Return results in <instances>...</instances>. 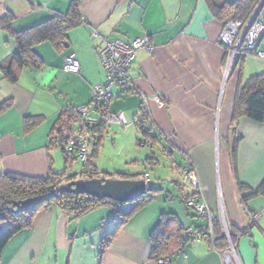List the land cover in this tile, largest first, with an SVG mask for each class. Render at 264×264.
<instances>
[{
    "label": "crops",
    "instance_id": "crops-1",
    "mask_svg": "<svg viewBox=\"0 0 264 264\" xmlns=\"http://www.w3.org/2000/svg\"><path fill=\"white\" fill-rule=\"evenodd\" d=\"M73 3L81 21L66 30L63 42L34 43L37 64L22 67L15 81L0 75V173L44 177L62 171L53 167L57 151L49 143L50 132L61 110L87 104L92 87L104 81L101 36L124 41L147 36L152 50H137L129 83L112 92L109 111L133 122L144 94L151 125L145 126L149 134L138 129L153 141H164L168 158L174 151L182 157V165H171L179 178L180 167L191 165L214 215L221 206L235 232L247 228L236 240L241 264H264V192H252L264 178V123L245 116L232 119L239 84L263 72L264 60L246 56L224 77L218 35L230 9L217 16L207 0H0V62L16 51L17 31L56 13L66 15ZM261 18L264 22V9ZM259 46L264 48V34ZM67 56L78 60V73L63 69ZM26 117L35 121L28 129ZM106 128L98 135L96 150ZM150 153L146 159L155 158ZM142 173L148 186L160 187L159 194L116 229L104 250L101 243L115 224L110 204L79 216L52 204L10 237L0 251V264H157L151 236L162 213L176 217L183 228L207 221L185 208L181 197L191 191L184 193L178 180L171 182L181 204L174 202V193L166 194L168 189L152 182L148 172ZM170 176L174 178L172 172ZM250 214L257 215L253 222ZM7 224L0 213V231ZM226 244L223 238L213 245L198 236L159 257L169 256L170 264H222Z\"/></svg>",
    "mask_w": 264,
    "mask_h": 264
},
{
    "label": "trees",
    "instance_id": "trees-1",
    "mask_svg": "<svg viewBox=\"0 0 264 264\" xmlns=\"http://www.w3.org/2000/svg\"><path fill=\"white\" fill-rule=\"evenodd\" d=\"M207 1L211 10L217 16H221L220 14L223 13V9L229 8L230 10H228L230 15L226 20H231L244 18L251 11L257 0H235L234 2L227 4L218 3L216 0ZM80 21V11L78 5L77 3H73L70 5L69 11L66 15L56 13L53 18L48 21L39 23L26 30L17 31L15 33L17 49L0 62V75L3 74V76L8 78L10 81L17 80L22 67L28 64H37L39 61L38 56L33 50L34 43L49 39L54 44L59 45L63 42L66 30L70 26L78 24ZM108 103L109 100L105 111H109ZM71 108L72 106L60 111L50 132L49 143L54 146H59L62 151L64 159V169L62 171H51L44 177H29L12 172L0 173V213L3 215L4 220L8 222L7 226L0 231V251L15 232L30 226L33 215L41 208L56 204L67 212L72 213L74 216H79L99 204L108 203L112 206L115 224L114 229L103 239L101 243V249L104 250L110 242L116 229L122 225L137 209L152 200L156 193L160 191V187L151 185L150 189L146 193L127 202H115L110 199H98L88 194L74 195L67 191H60L53 194L46 201L38 204L34 209L27 210L23 208L20 211H16L14 202L36 195L46 194L50 190L59 187L62 183L69 180L93 177L119 179L142 178L144 173L117 172L112 175L110 172L103 171L100 174L93 158L97 153V150L95 149L97 138L98 140L101 138L98 135L101 133V130H103L102 128L106 127L107 123L100 122L93 125L83 123V125L80 123L77 116L71 114L69 111ZM64 116L68 117V121L66 122L67 125L75 126L76 128H86L93 135V148L90 157H88L86 162L80 161L78 156L73 152L68 153L63 150L62 145L55 142L53 139L54 129L60 125L61 119ZM241 116L264 123V71L250 76L245 82L239 84L236 90L232 119L237 121ZM135 117H137V119L134 123L139 125L143 132L149 134V129H145L146 125L147 127L151 125L149 122V113L146 110V107L141 106ZM34 123L35 121L32 122L27 117L24 120L26 129L30 128ZM96 131L98 132L97 135L95 134ZM151 142H153V140H151ZM235 146L236 142L233 146V152H235ZM150 158L154 159V157ZM74 160H79L81 162V170L79 172L68 174V164L72 163ZM188 166L191 167L189 164ZM252 192H264V178L257 188H253ZM181 199L184 204L186 197L182 196ZM249 226H251V224ZM184 229L185 228L179 224V220L176 217L170 215L169 213H162L157 229L152 232L151 236L154 246V250L152 252L153 257L158 259L159 256L170 253L173 249H176L184 244V242L198 236L207 237L209 241L213 242V245H215L217 240L220 238L225 240V238L221 235L219 223L216 220L213 222L214 238H210L207 231L201 229L198 230L196 236L188 237L187 235H184V233L186 234ZM232 231L235 232L233 228ZM246 231L247 228L242 233H246ZM216 232H220L219 235Z\"/></svg>",
    "mask_w": 264,
    "mask_h": 264
},
{
    "label": "built area",
    "instance_id": "built-area-1",
    "mask_svg": "<svg viewBox=\"0 0 264 264\" xmlns=\"http://www.w3.org/2000/svg\"><path fill=\"white\" fill-rule=\"evenodd\" d=\"M264 9V0H257L251 11L244 18L226 20L223 22L218 35V43L224 52V77L239 66L241 60L246 56L264 59V48L259 46L264 34V22L261 18ZM146 48L152 50V45L147 36L137 37L130 41L121 39H110L101 36V45L98 47V55L105 72L103 82L91 89V97L87 104L72 106L69 110L79 118L81 124L117 123L121 126L127 125L123 113L105 111L107 102L113 97L111 87L126 86L129 83L128 69L130 68L137 50ZM63 69L70 73H78L80 65L74 56H67L63 61ZM147 97L141 95V106L145 107ZM160 104H162L160 102ZM68 117L61 119L60 125L54 129L53 139L62 145L66 152H73L79 160L86 162L93 148V135L86 128H76L67 125ZM137 119L134 118L135 122ZM84 125V124H83ZM86 127V126H85ZM181 179L184 184L191 187L192 192L186 197L184 204L186 208L194 212L207 223L200 227L189 226L185 228L188 237L196 236L198 230L207 231L210 238H214L213 222L219 223L221 235L226 240V247L221 250L222 264H241L236 250V240L245 230L233 232L231 225L220 206L217 215H214L205 203L202 186L199 183L195 171L188 165L183 168ZM251 222L257 217L250 214ZM157 264H170L169 256L156 259Z\"/></svg>",
    "mask_w": 264,
    "mask_h": 264
},
{
    "label": "rangeland",
    "instance_id": "rangeland-1",
    "mask_svg": "<svg viewBox=\"0 0 264 264\" xmlns=\"http://www.w3.org/2000/svg\"><path fill=\"white\" fill-rule=\"evenodd\" d=\"M250 57L253 56L248 55L246 58L250 59ZM117 90V86L111 87V92H116ZM113 100H115L114 96L109 101V108ZM106 129L107 132L104 133L101 139L100 146L98 147L97 153L93 158V161L97 166L98 172L100 174L103 171L110 172V174L112 175L117 172H148L149 179L152 182H158L159 185L168 189L164 190L166 194H168V192L170 191L174 193L176 197L173 200L174 202L179 204H181V202L178 198V190L172 188L174 185L171 182V179L178 180V182L181 183L182 189L184 188V193L187 192L189 189L192 192L191 187H189L187 184H184L181 179V173L183 171V168L188 164L186 163L185 165L180 167L181 178H179L177 172L172 171L171 165H179L180 162L182 165V157L174 151L173 158H168L167 156L169 149L166 147L167 145H165L166 143H164V141L158 140L151 142L152 137L144 136L142 132L138 129V126L130 120L129 123L125 126H121L117 123L107 122ZM139 141H141L142 143ZM54 148L55 151H57V155L55 157L56 162L55 164H53V167L57 169L64 168V159L61 148L59 146H56ZM151 151L155 154V158H150L149 162V158L146 159V156L150 155ZM187 162L190 163L189 159H187ZM80 170L81 162L79 160H74L72 163L68 164V174L79 172ZM171 172L174 178L170 176ZM158 192L156 194H159Z\"/></svg>",
    "mask_w": 264,
    "mask_h": 264
},
{
    "label": "water",
    "instance_id": "water-1",
    "mask_svg": "<svg viewBox=\"0 0 264 264\" xmlns=\"http://www.w3.org/2000/svg\"><path fill=\"white\" fill-rule=\"evenodd\" d=\"M150 189L145 179L119 178H77L62 183L46 194L36 195L14 202L16 211L23 208L34 209L38 204L49 199L53 194L67 191L74 195L88 194L98 199H110L115 202H127L138 198Z\"/></svg>",
    "mask_w": 264,
    "mask_h": 264
}]
</instances>
